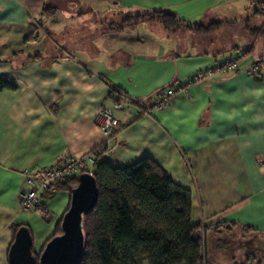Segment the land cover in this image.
Here are the masks:
<instances>
[{
  "label": "crops",
  "instance_id": "0c3cea01",
  "mask_svg": "<svg viewBox=\"0 0 264 264\" xmlns=\"http://www.w3.org/2000/svg\"><path fill=\"white\" fill-rule=\"evenodd\" d=\"M154 9L192 24L223 23L209 33L170 31L151 19L115 27ZM247 25L264 29V13L248 0H0V77L15 85L0 89V264H9L17 224L28 226L37 249L69 205L70 192L57 190L46 199V220L20 211L22 172L99 146V159L113 165L152 157L191 190L192 219L213 241L212 262L223 252L215 238L224 230L243 235L229 239L225 264H239L251 249L264 253V68L247 72L264 60V34ZM237 49L249 54L238 69L145 112L160 87ZM115 101L119 130L106 141L99 119ZM223 222L232 228L210 227Z\"/></svg>",
  "mask_w": 264,
  "mask_h": 264
},
{
  "label": "trees",
  "instance_id": "16d2710c",
  "mask_svg": "<svg viewBox=\"0 0 264 264\" xmlns=\"http://www.w3.org/2000/svg\"><path fill=\"white\" fill-rule=\"evenodd\" d=\"M48 8L55 13L54 6ZM145 19L157 20L170 31L184 26L198 33L213 32L223 23L192 24L178 18L174 12L154 9L128 15L115 27ZM247 27L252 34H264V29ZM3 87L14 88L15 85L0 77V89ZM116 91L117 88L112 87L110 94L118 100L120 96L114 95ZM92 174L97 184V199L83 215L84 249L79 264H212L205 226L192 219L191 190L175 182L155 159L142 157L121 166L98 159ZM76 182L75 176L63 177L56 187L70 192ZM62 215L53 233L39 248L35 249L32 242L35 264L47 240L60 232ZM20 226L14 227L13 238ZM219 226L232 228V224L226 222L210 227L217 231ZM255 258V263L259 264L264 253L256 254L251 249L239 264H248Z\"/></svg>",
  "mask_w": 264,
  "mask_h": 264
},
{
  "label": "built area",
  "instance_id": "2783aa9c",
  "mask_svg": "<svg viewBox=\"0 0 264 264\" xmlns=\"http://www.w3.org/2000/svg\"><path fill=\"white\" fill-rule=\"evenodd\" d=\"M254 3L257 9L264 13V0H248ZM249 54L242 49L213 60L210 64L197 69L187 79L175 81L169 85L160 87L154 94L151 106L145 112L162 110L168 106L175 94L186 92L190 84L208 79L215 74H222L240 67L242 61ZM264 68V60L253 61L247 69L248 73H256ZM120 101H115L112 106H104L99 119V126L105 133L106 141L119 130V119L115 115V109L120 108ZM99 146L91 152L83 155H68L61 158L55 164L48 167H37L22 172L24 182L18 192L19 210L33 211L45 216L48 213L46 199L57 191L56 183L63 177L77 176L81 172L92 173L95 163L99 159Z\"/></svg>",
  "mask_w": 264,
  "mask_h": 264
},
{
  "label": "water",
  "instance_id": "95a60500",
  "mask_svg": "<svg viewBox=\"0 0 264 264\" xmlns=\"http://www.w3.org/2000/svg\"><path fill=\"white\" fill-rule=\"evenodd\" d=\"M70 189L67 210L60 222V232L53 235L41 250L38 264H79L84 249L83 215L95 204L97 184L92 173L81 172ZM32 235L20 226L8 248L9 264H35Z\"/></svg>",
  "mask_w": 264,
  "mask_h": 264
},
{
  "label": "rangeland",
  "instance_id": "374dc122",
  "mask_svg": "<svg viewBox=\"0 0 264 264\" xmlns=\"http://www.w3.org/2000/svg\"><path fill=\"white\" fill-rule=\"evenodd\" d=\"M180 41L181 42V39L179 38V39H176V41ZM29 212H33V211H29ZM34 214H36L35 212H33ZM50 213H51V209H50ZM39 216L41 219H43V218H46L45 216H47V214L45 215V216H42V215H40V214H36V216ZM43 220H46V219H43ZM55 221L56 220H50V222H46L44 225L45 226H53V224L55 223ZM44 229H45V227H44ZM39 234V232H37V231H35V236H36V239H37V235ZM39 237V236H38ZM219 238V237H218ZM218 238H215V242H218L219 243V245L221 246V247H219V248H222V250H223V252L222 253H220V254H217V259L218 260H214V262H212V264H225V263H227V262H229V261H231V252L230 251H232L234 248H230V245H229V239H231V240H234V241H237V240H239V239H243V235L241 234V232L239 231V230H234L232 233H230L229 235H228V233H227V231H224L223 232V234H222V236H220V239H218ZM252 238H254V237H252ZM210 239V238H209ZM255 239L256 238H254V239H249L250 241H251V243L253 244L254 242H255ZM249 243V242H248ZM207 244H209L210 246H209V248H212V245H213V241H210L209 240V243L207 242ZM246 246H247V244H246ZM254 247V246H253ZM214 248L215 247H213L212 249L214 250ZM251 248H252V246H251ZM210 250V249H209ZM212 253V252H211ZM134 255H136V253H134ZM213 253L211 254V257H213ZM130 255H128V257H129ZM236 258L237 259H240L238 256H236Z\"/></svg>",
  "mask_w": 264,
  "mask_h": 264
}]
</instances>
